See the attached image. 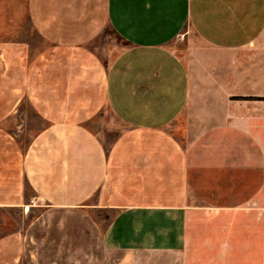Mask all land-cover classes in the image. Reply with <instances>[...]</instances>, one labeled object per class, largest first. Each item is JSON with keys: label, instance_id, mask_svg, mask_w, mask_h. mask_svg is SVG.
<instances>
[{"label": "crops", "instance_id": "crops-1", "mask_svg": "<svg viewBox=\"0 0 264 264\" xmlns=\"http://www.w3.org/2000/svg\"><path fill=\"white\" fill-rule=\"evenodd\" d=\"M27 10L54 47L77 49L106 26L126 47L101 94L88 61L62 99L33 97L47 124L18 161H0V207L28 218L0 235V264H264V0ZM187 29L201 44L184 60L170 44ZM102 102L121 126L109 141L92 127Z\"/></svg>", "mask_w": 264, "mask_h": 264}, {"label": "rangeland", "instance_id": "rangeland-1", "mask_svg": "<svg viewBox=\"0 0 264 264\" xmlns=\"http://www.w3.org/2000/svg\"><path fill=\"white\" fill-rule=\"evenodd\" d=\"M27 3L28 0H0V161L6 158L18 161L35 134L47 124V120L38 117L33 106L36 93H54L62 99L67 93L68 75L76 72L74 69H85L83 64L90 61L97 65V93L101 94L104 70L118 51L126 47L108 26L94 40L77 49L54 47L32 27ZM200 44L187 29L170 46L186 60L189 48ZM9 104L16 113L4 119L2 111ZM43 105L49 107L48 103ZM97 116L92 127L101 135L105 134L109 141L121 126L103 102ZM25 189L27 191V187ZM96 216L105 218L108 215L98 213ZM27 220L18 208L0 207V235Z\"/></svg>", "mask_w": 264, "mask_h": 264}]
</instances>
